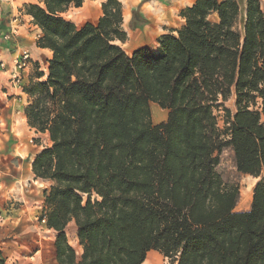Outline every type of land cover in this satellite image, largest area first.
Listing matches in <instances>:
<instances>
[{
  "label": "trees",
  "instance_id": "16d2710c",
  "mask_svg": "<svg viewBox=\"0 0 264 264\" xmlns=\"http://www.w3.org/2000/svg\"><path fill=\"white\" fill-rule=\"evenodd\" d=\"M84 1L22 7L51 51L22 89L27 125L50 141L31 171L50 181L38 220L55 232L56 264H143L149 251L171 264H264V2L194 0L156 50L128 54L122 2L77 26L63 14ZM144 23L132 9L128 29ZM151 103L165 121L152 122ZM224 149L237 172L260 176L247 210L217 170Z\"/></svg>",
  "mask_w": 264,
  "mask_h": 264
},
{
  "label": "crops",
  "instance_id": "0c3cea01",
  "mask_svg": "<svg viewBox=\"0 0 264 264\" xmlns=\"http://www.w3.org/2000/svg\"><path fill=\"white\" fill-rule=\"evenodd\" d=\"M36 1L30 0L28 2ZM86 1L88 0H85L84 3ZM193 2L194 0H133L130 4L123 2V28L127 32V39L124 43L119 44L128 54L145 46L152 51L156 50L158 47L157 39L162 34L174 32L183 24L184 20L179 16L180 9L190 6ZM100 5L101 3L97 8L98 17L101 15ZM136 7L146 18V23L130 30L127 23L131 16V10ZM0 19V206L11 198L19 202L18 207L16 209L11 208L10 214L4 218V225H1V230L6 227L7 229L1 236L7 234L11 227H17L15 231H19L17 234L19 236L8 239L10 235L8 234L5 240L9 241L10 245L3 247L8 253L14 254L15 252H22L23 240L30 236L37 237L39 243L42 239L45 240V232L50 236L49 243L54 247L55 232L47 229L39 220L34 221L38 218L36 216H38V211L43 202L42 192L50 185V181L35 179L31 171L33 158L44 147L49 146L50 141L47 133L37 132L27 125L24 114L27 95L12 80L14 60L22 49H26L30 54L27 66L19 70L24 82L36 79L37 71L46 73L51 51L36 46V39L40 30L32 23L30 16L24 14V22H21L13 14L8 15L2 6L0 7ZM8 33L11 34L10 38L4 39V35ZM230 100L232 106L228 105V107L233 110L234 99L231 98L228 102ZM162 112L155 113V122H159L156 120V116L165 115L166 118L167 110ZM18 122L20 125H17ZM30 136L36 139V144L26 147L28 145L26 140ZM230 153L232 152L230 151ZM28 180L38 184V187L30 186L31 188H28L26 186ZM30 209L31 211H25ZM24 220L26 221L24 222ZM51 263L56 264L54 257Z\"/></svg>",
  "mask_w": 264,
  "mask_h": 264
},
{
  "label": "rangeland",
  "instance_id": "374dc122",
  "mask_svg": "<svg viewBox=\"0 0 264 264\" xmlns=\"http://www.w3.org/2000/svg\"><path fill=\"white\" fill-rule=\"evenodd\" d=\"M28 1L30 0H0V7L3 6V8L5 9L8 15L13 14L14 17H17L21 20V22H24V19H23L24 13L22 12V7ZM102 1L104 0H92V1L88 0L82 5L81 8H76V9L70 8L63 15L66 19L70 20L77 26H80L84 24L85 22L96 23V21L99 18L97 8ZM120 1L122 3L124 2L126 4L128 3L130 4L131 1L133 0H120ZM127 8L130 9V7H127ZM227 105L232 106L231 100L230 102H227ZM154 106L158 107L156 104H153V103L150 104L151 112H152V107ZM162 111L163 109H161V112ZM156 120H159L158 123L165 121L166 120L165 115L156 116ZM152 122L155 124L157 123L155 122L153 114H152ZM217 122H218L219 127H223V117L220 112H217ZM17 125H20V122H18ZM26 141L28 143L26 147H30L31 145L36 144V139L33 136H30ZM230 151H231L230 149H224L221 152L220 161L217 166V170L225 182L236 183L239 186L240 198L238 201L239 202L238 205H236V210L237 211L247 210L250 206V201H251L250 196L252 195L253 186L260 179V176L253 177L250 175H244V174L237 172L233 165L232 153H230ZM262 175L264 176V172L262 173ZM26 186H28V188L30 186L37 188L38 184H35L31 180H28V183ZM18 204L19 202L17 200H14L13 198H11L10 200H7L5 204L0 206V214L3 216V221L0 222V232H1L0 233V248L2 247V250L0 251L6 261L5 264H52L51 262L54 257V247H52L51 244L49 243L51 239H50V236H48L47 232H45V240L42 239L40 243L37 241V237L30 236L28 239L25 237L26 239L23 240L24 247L22 248L21 253L15 252L14 254H11V253H8L5 248H3L6 245H10V242L5 240L7 239L8 234H10L8 239H12V237L19 236L17 235L19 231L18 230L15 231V229H17L16 226L13 228L11 227V229L9 230L7 234H5L4 236H1V234L5 233L7 229L6 227L4 230H1L2 228L1 225H4V218L10 214L11 208L16 209L18 207ZM25 211L26 212L31 211V209L25 210ZM26 216L28 217L27 214ZM25 221L26 220H24V222ZM34 221L37 222L38 218ZM66 235H67L68 242L74 247L76 252L79 254L81 252V247L79 246L77 242L76 227L73 222H70L67 225ZM54 238H55V234H54ZM8 247L10 248V246ZM149 252L153 254L151 256V259L157 262V264H171L159 252L157 251H149Z\"/></svg>",
  "mask_w": 264,
  "mask_h": 264
},
{
  "label": "built area",
  "instance_id": "2783aa9c",
  "mask_svg": "<svg viewBox=\"0 0 264 264\" xmlns=\"http://www.w3.org/2000/svg\"><path fill=\"white\" fill-rule=\"evenodd\" d=\"M1 22V19H0ZM11 34L4 35V39H9ZM30 54L26 49H22L14 60V71L12 80L16 86L23 92L22 85L24 84L23 77L19 70L25 68L29 62ZM3 221V216L0 214V222ZM43 222V220H42Z\"/></svg>",
  "mask_w": 264,
  "mask_h": 264
},
{
  "label": "bare ground",
  "instance_id": "6f19581e",
  "mask_svg": "<svg viewBox=\"0 0 264 264\" xmlns=\"http://www.w3.org/2000/svg\"><path fill=\"white\" fill-rule=\"evenodd\" d=\"M156 112L163 113V112H161V109L159 107H156V106L152 107L153 117H154V115H155ZM152 255H153L152 253L148 252V254H147V256H146L143 264H157V262H155L153 259H151V256Z\"/></svg>",
  "mask_w": 264,
  "mask_h": 264
}]
</instances>
